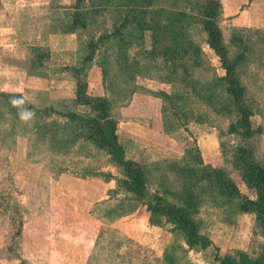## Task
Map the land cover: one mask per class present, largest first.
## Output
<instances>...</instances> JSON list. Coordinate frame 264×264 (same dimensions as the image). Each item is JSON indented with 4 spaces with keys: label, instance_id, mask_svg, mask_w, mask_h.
I'll use <instances>...</instances> for the list:
<instances>
[{
    "label": "rangeland",
    "instance_id": "1",
    "mask_svg": "<svg viewBox=\"0 0 264 264\" xmlns=\"http://www.w3.org/2000/svg\"><path fill=\"white\" fill-rule=\"evenodd\" d=\"M216 1L211 12L229 58L240 59L260 130L250 142L264 168V0ZM73 2L0 0V58L32 86L6 93L35 114L22 121L0 97V264H220L216 253L240 252L264 264L255 214L219 194L213 174L255 197L233 155L243 141L221 63L205 43L202 0H85L84 28L71 24ZM108 32L84 60L89 40ZM78 81L85 94L109 99L126 155L144 165L147 194L179 203L210 245L190 244L163 218L152 223L69 115L90 113L77 101Z\"/></svg>",
    "mask_w": 264,
    "mask_h": 264
},
{
    "label": "trees",
    "instance_id": "2",
    "mask_svg": "<svg viewBox=\"0 0 264 264\" xmlns=\"http://www.w3.org/2000/svg\"><path fill=\"white\" fill-rule=\"evenodd\" d=\"M73 1L71 4V24L84 28L88 15V10L82 4L85 0ZM202 2L205 6L204 17L200 22L205 32V43L218 56L221 63L224 71L221 79L224 82L226 93L234 104L237 117L233 129L241 135L243 141L236 147L233 155L235 160L240 163L243 178L254 190L255 197L249 198L240 195L235 188L230 187L220 170H213V174L217 180L219 194H224L232 199L236 197V210L254 213L264 232V168L255 159L253 154L254 146L250 142L260 130L259 128H254L251 124V108L245 100L244 87L237 75L236 68L240 59L238 57L229 58L222 44L221 32L217 21L211 12V9L213 10L216 7L217 1L202 0ZM133 18L137 17L133 15ZM127 20V16H125L122 24ZM115 32L122 34V32H119V28ZM110 36L112 35L108 32L99 35L94 40L90 39L87 44L88 52L84 56V60H91L96 49ZM75 70L76 72L79 71L77 68ZM0 97L5 99L9 108L17 109L13 105H9L14 97H20L18 94L1 92ZM76 97L78 103L88 106L90 110L89 116L77 117L73 114L69 115L83 127L85 137L97 148L104 150L109 155L110 160L116 164L122 174L124 187L145 205L146 210L150 213L152 223H159L163 218L172 229H181L190 244H200L202 248L210 245V240L197 231L195 223L188 216V211L184 210L179 203L168 202L161 193L147 194L144 165L135 158L126 155L125 147L118 138L117 122L110 114L111 104L109 99L105 96L85 94L79 81L76 87ZM24 107L33 108L34 106L31 103H26ZM215 259L220 264H262L263 262V258L248 259L244 252H240L238 257L230 254L220 256L216 253Z\"/></svg>",
    "mask_w": 264,
    "mask_h": 264
},
{
    "label": "crops",
    "instance_id": "3",
    "mask_svg": "<svg viewBox=\"0 0 264 264\" xmlns=\"http://www.w3.org/2000/svg\"><path fill=\"white\" fill-rule=\"evenodd\" d=\"M2 61L3 58H0V91L13 92L17 91L16 88H29L31 86L25 78V72L20 71L15 65H8Z\"/></svg>",
    "mask_w": 264,
    "mask_h": 264
},
{
    "label": "clouds",
    "instance_id": "4",
    "mask_svg": "<svg viewBox=\"0 0 264 264\" xmlns=\"http://www.w3.org/2000/svg\"><path fill=\"white\" fill-rule=\"evenodd\" d=\"M12 105L16 107L19 111V117L22 121H29L34 117V112L24 107L25 100L23 97H14L11 101Z\"/></svg>",
    "mask_w": 264,
    "mask_h": 264
}]
</instances>
